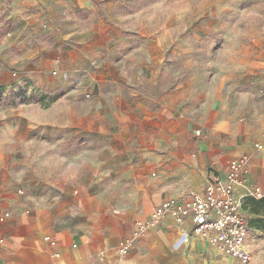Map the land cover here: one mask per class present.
Wrapping results in <instances>:
<instances>
[{"label": "crops", "instance_id": "crops-1", "mask_svg": "<svg viewBox=\"0 0 264 264\" xmlns=\"http://www.w3.org/2000/svg\"><path fill=\"white\" fill-rule=\"evenodd\" d=\"M138 1L0 0V97L29 90L0 111V264H240L170 216L122 252L235 159L234 199L264 188V81L237 78L256 45L227 59L202 37L217 13Z\"/></svg>", "mask_w": 264, "mask_h": 264}, {"label": "built area", "instance_id": "built-area-1", "mask_svg": "<svg viewBox=\"0 0 264 264\" xmlns=\"http://www.w3.org/2000/svg\"><path fill=\"white\" fill-rule=\"evenodd\" d=\"M196 134H200L197 131ZM261 148V147H260ZM248 173V157H240L230 163L226 179H218L201 193H192L184 200L172 199L156 207L146 224L137 223L133 236L126 240L122 252L134 246L138 236L147 227L158 225L167 217L177 223L191 219L193 233L214 246L226 257L239 261L240 264H252V228L248 224L241 200L234 199V185L242 174ZM256 199L264 197V188L256 187L251 191ZM8 214H6L7 216ZM189 234L181 239L189 241Z\"/></svg>", "mask_w": 264, "mask_h": 264}, {"label": "rangeland", "instance_id": "rangeland-1", "mask_svg": "<svg viewBox=\"0 0 264 264\" xmlns=\"http://www.w3.org/2000/svg\"><path fill=\"white\" fill-rule=\"evenodd\" d=\"M157 1L158 0H139V8H144V10L150 9L153 7V3ZM202 1L205 0H162V5L171 10L172 13H178V15L184 13L187 6L191 8L194 13H197L196 16L203 13H217L219 16L218 20L212 21L213 18L210 19V23H212L211 25L214 26V28L205 33L202 37L203 41L214 48V52L217 51V46L225 44L229 50L225 52L227 59H229L231 55L233 45L237 44V36L235 35L238 32H246V35L243 38H239V40H243L246 46L250 44L256 45L257 57H264V39L260 42L259 37H255L256 32L260 36L264 35V0H206L205 4L200 6L201 4L199 3ZM186 2L189 4L187 5ZM193 27L195 33V30L199 29L200 25L199 23H195ZM215 28L219 30L224 28L223 35L220 31H214ZM251 31L256 32L251 34ZM235 50L236 48H234V51ZM238 57H240V54H238ZM216 58V54L214 53L211 59L216 61ZM16 75L18 76L17 73ZM237 78L243 82L248 78L252 80L253 83H260L262 80L264 81V65L258 62L250 67L248 71L240 73ZM26 87L25 85H20L7 92L5 91V95L0 97V111H4L5 108L12 105H24L25 101L24 99L21 100L20 97L23 98L24 94L29 92V90H26ZM258 96L264 97V90ZM15 98H17V100ZM3 122L4 117L2 115L0 116V126ZM252 198L254 197L250 195L246 198V202H243V207L246 211L245 214L248 215L250 220H255L256 224L254 228L256 230H252L251 232V237L254 239L252 245V264H264V234L261 235L257 232V229L264 232V204L259 203V199L254 198L255 201H253Z\"/></svg>", "mask_w": 264, "mask_h": 264}, {"label": "trees", "instance_id": "trees-1", "mask_svg": "<svg viewBox=\"0 0 264 264\" xmlns=\"http://www.w3.org/2000/svg\"><path fill=\"white\" fill-rule=\"evenodd\" d=\"M252 199H253V201H255L256 198L255 199L252 198ZM259 200H260L259 203L264 204V197L259 199ZM247 220H248V224H249L250 227H256L255 220H250L248 218H247Z\"/></svg>", "mask_w": 264, "mask_h": 264}]
</instances>
